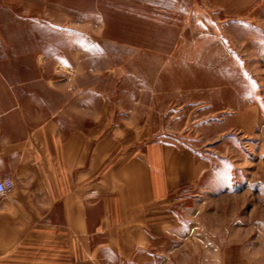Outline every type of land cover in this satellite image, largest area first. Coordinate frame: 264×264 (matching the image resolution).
I'll return each instance as SVG.
<instances>
[{
	"label": "rangeland",
	"instance_id": "rangeland-1",
	"mask_svg": "<svg viewBox=\"0 0 264 264\" xmlns=\"http://www.w3.org/2000/svg\"><path fill=\"white\" fill-rule=\"evenodd\" d=\"M0 102L18 118L87 114V152L109 163L187 150L205 176L157 207L191 246L175 257L264 264V0H0ZM0 264L83 261L27 250Z\"/></svg>",
	"mask_w": 264,
	"mask_h": 264
},
{
	"label": "crops",
	"instance_id": "crops-1",
	"mask_svg": "<svg viewBox=\"0 0 264 264\" xmlns=\"http://www.w3.org/2000/svg\"><path fill=\"white\" fill-rule=\"evenodd\" d=\"M17 106L0 102V177L14 182L0 201V257L66 252L95 264L107 248L115 264L188 263L174 251L191 246L169 240V212L157 207L182 184L202 179L204 164L160 145L109 163L102 150L87 152V114L18 118Z\"/></svg>",
	"mask_w": 264,
	"mask_h": 264
},
{
	"label": "built area",
	"instance_id": "built-area-1",
	"mask_svg": "<svg viewBox=\"0 0 264 264\" xmlns=\"http://www.w3.org/2000/svg\"><path fill=\"white\" fill-rule=\"evenodd\" d=\"M14 182L9 177H0V201L13 190Z\"/></svg>",
	"mask_w": 264,
	"mask_h": 264
}]
</instances>
